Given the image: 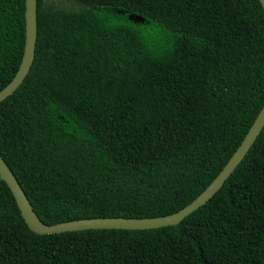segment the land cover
Listing matches in <instances>:
<instances>
[{"label":"trees","instance_id":"1","mask_svg":"<svg viewBox=\"0 0 264 264\" xmlns=\"http://www.w3.org/2000/svg\"><path fill=\"white\" fill-rule=\"evenodd\" d=\"M68 1L80 9L38 0L35 61L0 104V155L47 225L179 212L264 106L260 0ZM25 2L0 0V91L23 58ZM0 264H264V129L176 226L39 235L0 180Z\"/></svg>","mask_w":264,"mask_h":264},{"label":"water","instance_id":"2","mask_svg":"<svg viewBox=\"0 0 264 264\" xmlns=\"http://www.w3.org/2000/svg\"><path fill=\"white\" fill-rule=\"evenodd\" d=\"M264 9V0H260ZM26 39L21 65L15 77L0 91V104L12 96L23 84L35 61L38 40V0L25 2ZM264 129V106L258 114L248 134L213 182L189 205L177 213L154 218H91L47 225L37 215L24 189L6 161L0 155V180L10 188L22 217L32 232L39 235L63 234L87 230H152L176 226L188 216L205 206L224 186L245 159Z\"/></svg>","mask_w":264,"mask_h":264},{"label":"rangeland","instance_id":"3","mask_svg":"<svg viewBox=\"0 0 264 264\" xmlns=\"http://www.w3.org/2000/svg\"><path fill=\"white\" fill-rule=\"evenodd\" d=\"M47 2L49 5L59 7V8H67V9H75V10L80 9L79 5H77L73 2H70L68 0H47ZM136 21H137V19H136Z\"/></svg>","mask_w":264,"mask_h":264}]
</instances>
